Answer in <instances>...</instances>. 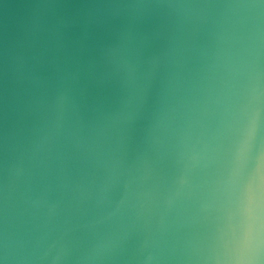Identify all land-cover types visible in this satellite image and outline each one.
<instances>
[{
  "label": "water",
  "instance_id": "95a60500",
  "mask_svg": "<svg viewBox=\"0 0 264 264\" xmlns=\"http://www.w3.org/2000/svg\"><path fill=\"white\" fill-rule=\"evenodd\" d=\"M0 264H264V0H0Z\"/></svg>",
  "mask_w": 264,
  "mask_h": 264
}]
</instances>
